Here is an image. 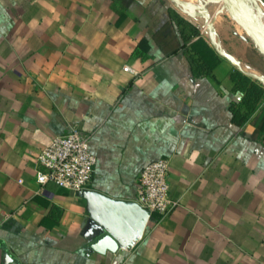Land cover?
Segmentation results:
<instances>
[{
  "label": "crops",
  "instance_id": "obj_1",
  "mask_svg": "<svg viewBox=\"0 0 264 264\" xmlns=\"http://www.w3.org/2000/svg\"><path fill=\"white\" fill-rule=\"evenodd\" d=\"M247 20L264 30V0H0V264H264V95L250 115L231 78L264 88ZM200 37L210 75L193 72ZM74 124L108 196L135 200L143 168L169 160L181 205L133 246L94 250L85 198L36 181Z\"/></svg>",
  "mask_w": 264,
  "mask_h": 264
},
{
  "label": "built area",
  "instance_id": "obj_2",
  "mask_svg": "<svg viewBox=\"0 0 264 264\" xmlns=\"http://www.w3.org/2000/svg\"><path fill=\"white\" fill-rule=\"evenodd\" d=\"M124 69L133 74L139 73L130 65H125ZM37 159L41 168L37 170L36 181L40 186L55 183L76 192L89 188L97 162L89 138L83 135L77 124L52 138ZM169 170V160L161 158L148 163L138 179L135 200L150 210L152 216H166L181 205L180 199L172 195Z\"/></svg>",
  "mask_w": 264,
  "mask_h": 264
},
{
  "label": "water",
  "instance_id": "obj_3",
  "mask_svg": "<svg viewBox=\"0 0 264 264\" xmlns=\"http://www.w3.org/2000/svg\"><path fill=\"white\" fill-rule=\"evenodd\" d=\"M247 23L264 43V30L250 20ZM77 194L85 198L87 210L98 224L99 235L91 242V247L98 252L133 246L152 217L151 211L136 200L114 198L90 188Z\"/></svg>",
  "mask_w": 264,
  "mask_h": 264
},
{
  "label": "trees",
  "instance_id": "obj_4",
  "mask_svg": "<svg viewBox=\"0 0 264 264\" xmlns=\"http://www.w3.org/2000/svg\"><path fill=\"white\" fill-rule=\"evenodd\" d=\"M191 29V35L187 37V41H190L194 35L199 34V30L194 26L188 24ZM202 46L200 49L199 46ZM190 51L196 58L191 56V61L193 62V72L196 75H210L212 74L214 68L219 63V57L209 48L207 43L198 38L196 41L192 42ZM231 78L236 82L237 91L244 93L242 99V105L251 113L255 110L256 103L263 98L264 88L261 87L256 82L252 81L249 76L244 74L242 71H235L231 74ZM237 118L240 116V110L235 112ZM247 116V115H246ZM245 116V118H247Z\"/></svg>",
  "mask_w": 264,
  "mask_h": 264
}]
</instances>
